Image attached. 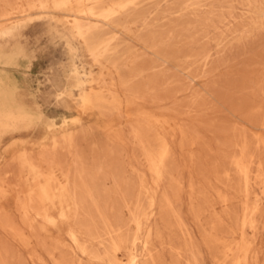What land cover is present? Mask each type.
Returning a JSON list of instances; mask_svg holds the SVG:
<instances>
[{
    "label": "rangeland",
    "instance_id": "rangeland-1",
    "mask_svg": "<svg viewBox=\"0 0 264 264\" xmlns=\"http://www.w3.org/2000/svg\"><path fill=\"white\" fill-rule=\"evenodd\" d=\"M120 1L0 0V264H264V0Z\"/></svg>",
    "mask_w": 264,
    "mask_h": 264
},
{
    "label": "bare ground",
    "instance_id": "bare-ground-1",
    "mask_svg": "<svg viewBox=\"0 0 264 264\" xmlns=\"http://www.w3.org/2000/svg\"><path fill=\"white\" fill-rule=\"evenodd\" d=\"M118 1H120V0H118ZM137 1L138 0H121L120 2H118V4L116 5L120 10H123L124 12L126 11H128L129 9H134L133 7L136 5V3H137ZM99 3H100V1H98ZM106 2V1H105ZM117 2V1H116ZM99 3H97V4H99ZM102 3V2H101ZM108 3V2H107ZM110 3H112V2H110ZM96 4V3H95ZM104 5H106V4H104ZM103 4L101 5H98V7L97 8H94L93 7V9H90L89 10V15L93 18V17H102V18H107L108 16H110V15H112L114 12L112 11V10H110V9H103L102 8V6H104ZM92 7V6H91ZM102 8V9H101ZM106 8H107V6H106ZM113 8V7H112ZM87 10V9H86ZM88 11V10H87ZM131 11V10H130ZM124 14V13H123ZM119 16V15H118ZM116 17V16H115ZM115 17H113V18H115ZM117 19V18H116ZM115 19V20H116ZM140 19V18H139ZM138 19V20H139ZM104 20V19H103ZM109 20V19H108ZM141 20H143V19H141ZM86 21V20H85ZM88 21V20H87ZM109 21H111V18H110V20ZM127 21V20H126ZM107 22V21H106ZM127 23V22H126ZM71 27H72V29H73V31L75 32V34H76V36H77V38L78 39H80V40H82L84 43H86V42H92L93 44L92 45H90V46H92L90 49H89V52H90V54H91V56L93 57V58H95V56H96V52H94V51H96L97 50V54L98 55H101V56H104L105 54H107L108 52H111L112 51V49L110 48V45H109V42H106L105 41V39H106V36H105V38H104V42H100L99 41V35H97L98 34V31H97V34H93V33H91V30L93 29V28H95V27H93V26H91V25H89L88 23H84V22H80L76 17H72V21H71ZM108 24V23H107ZM98 25V24H97ZM96 28H97V26H96ZM98 29H100V28H98ZM103 32H107V30L105 29ZM96 33V32H95ZM104 34V33H103ZM108 34V33H107ZM101 36V35H100ZM103 37V36H102ZM101 37V38H102ZM109 39V38H108ZM111 39V38H110ZM107 40V39H106ZM109 41V40H108ZM96 42V43H95ZM116 42V41H115ZM98 43V44H97ZM89 44H91V43H89ZM117 44V43H116ZM113 48V47H112ZM121 50V49H120ZM104 59V58H103ZM136 67H138L137 65H136ZM154 67V66H153ZM133 68V67H132ZM131 68V69H132ZM141 68V67H140ZM135 68H133V71H131V74H132V72H133V76H130V77H132L133 79H132V81H133V83L135 82V78H136V75H137V71H139V70H137V69H135ZM129 70V69H128ZM140 70H143V69H140ZM129 72H130V70H129ZM141 72V71H140ZM129 74V73H128ZM130 75V74H129ZM139 77V76H138ZM140 78V77H139ZM130 80H131V78H130ZM137 80H138V78H137ZM139 81V80H138ZM164 81V80H163ZM150 82V81H149ZM149 82H148V84H149ZM153 82V81H152ZM157 82H159L158 80H157ZM139 83H140V81H139ZM146 83V82H145ZM141 84V83H140ZM157 84H159V83H157ZM129 85V84H128ZM134 85V84H133ZM132 85V86H133ZM142 85V84H141ZM143 85H144V83H143ZM150 86H152V85H150ZM150 86H148V87H150ZM134 87V86H133ZM136 87H138V86H136ZM143 87V86H142ZM145 87V86H144ZM132 88V87H131ZM133 89V88H132ZM137 89V90H136ZM135 90L136 91H139L141 88L139 87V88H136ZM139 89V90H138ZM147 89V88H146ZM150 89H152V88H150ZM150 89L148 88L147 90L148 91H150ZM135 91V92H136ZM136 94H138V93H136ZM138 96V95H137ZM110 106V105H109ZM112 106V105H111ZM108 108V107H107ZM112 108H113V106H112ZM116 109H117V107H116ZM110 110V109H109ZM106 111H108V110H106ZM105 111V112H106ZM113 111V109L112 110H110V112H112ZM109 112V111H108ZM16 126V125H15ZM17 127V126H16ZM15 128V127H14ZM66 133V132H65ZM69 133V132H68ZM62 134V133H61ZM66 135V134H65ZM61 138V137H60ZM59 138V140H57L56 138V140L55 141H53V143H52V145H53V148L55 149V153L56 152H62V151H66V153L68 152V150H67V146H66V144L61 140ZM69 146V145H68ZM63 153V152H62ZM68 153H70V152H68ZM34 156H36V155H34ZM41 157V159L43 158V160H44V162H46L47 163V165L48 164H52V162H51V157H50V154L49 153H46V152H41V153H39V156H38V159ZM72 157H73V161H74V164H78L77 162H78V158H77V155L75 154V153H72ZM34 158V157H33ZM32 158V159H33ZM37 158V157H36ZM32 161V160H31ZM32 162H34V161H32ZM51 162V163H50ZM38 163V162H37ZM25 164V163H24ZM36 166H37V168H38V165L36 164ZM51 166V165H50ZM61 170V169H60ZM245 170V169H244ZM39 171V170H38ZM40 172V171H39ZM38 180V179H37ZM0 182H1V179H0ZM35 185V184H34ZM33 185V186H34ZM41 185V184H40ZM38 186H39V183H38ZM39 189V188H38ZM40 190V189H39ZM37 194V193H36ZM39 194V193H38ZM40 198V197H39ZM40 202V201H39Z\"/></svg>",
    "mask_w": 264,
    "mask_h": 264
},
{
    "label": "crops",
    "instance_id": "crops-1",
    "mask_svg": "<svg viewBox=\"0 0 264 264\" xmlns=\"http://www.w3.org/2000/svg\"><path fill=\"white\" fill-rule=\"evenodd\" d=\"M0 94L4 95L6 94V92L2 88H0Z\"/></svg>",
    "mask_w": 264,
    "mask_h": 264
}]
</instances>
